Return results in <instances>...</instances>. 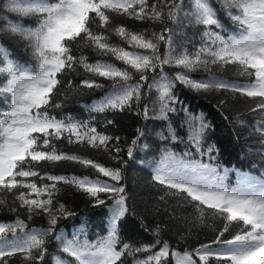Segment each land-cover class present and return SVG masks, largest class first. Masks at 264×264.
Wrapping results in <instances>:
<instances>
[{
  "label": "snow or ice",
  "instance_id": "6c2138e0",
  "mask_svg": "<svg viewBox=\"0 0 264 264\" xmlns=\"http://www.w3.org/2000/svg\"><path fill=\"white\" fill-rule=\"evenodd\" d=\"M85 48L127 67L90 63ZM81 69L89 75L77 81ZM233 69L246 80L215 74ZM177 81L198 94L261 98L248 108L258 117L250 126L229 120L235 162L222 159L215 125L189 110ZM84 88L107 89L84 106L89 120L52 115ZM127 113L131 135L108 134ZM64 133L111 165L58 150ZM44 160L91 165L100 177L41 175L35 162ZM58 182L81 190L97 219L81 216L69 233L63 221L77 213L60 202ZM0 193V206L46 221L0 222V264L16 254L21 264H264V0H0Z\"/></svg>",
  "mask_w": 264,
  "mask_h": 264
},
{
  "label": "trees",
  "instance_id": "16d2710c",
  "mask_svg": "<svg viewBox=\"0 0 264 264\" xmlns=\"http://www.w3.org/2000/svg\"><path fill=\"white\" fill-rule=\"evenodd\" d=\"M124 26L130 30H139V26L142 24L141 21H132L131 18L124 17ZM109 40L112 43L119 44L120 47L124 48L126 51H141L140 49L134 48L132 45H129L122 38L117 37L115 34L109 36ZM84 55L88 59V62L94 63L97 60L108 61L111 63H115L117 67H127L124 65L122 61L116 60L114 56L111 54L98 56L96 52L91 49L85 48L82 49ZM231 68L232 66H228ZM167 69V66H165ZM217 76L223 77L225 80L230 82H244L246 80L245 77L239 76L236 74L235 70L232 71H224V72H216ZM89 75L84 73L81 69V76L76 77V80L83 78L84 76ZM195 78L199 79L201 77H206L207 73H193ZM97 80L107 85L109 81L105 80L102 77H96ZM107 89H87L84 88L82 91L78 93H72L69 95L67 100H64L61 97V101H63V105L61 109L51 110L52 115H55L57 118L63 114L64 116L71 115L77 120H89V113L85 110V105H90L94 100H98L103 93ZM176 93L180 97V99L184 102L185 105L189 107V110L194 113L203 112L208 118L213 122L216 127V133L214 139L218 141V145L222 151V159L225 162L233 161L235 162V151L233 149L231 143V128L229 126V120L233 117H236L240 120L246 122V125H251L254 120L258 119L257 116H254L252 113L248 111V108L254 107V101L261 99L260 97H247L241 96L240 93H233L230 90H213L208 93H196L191 91L188 88L183 87L176 82ZM224 100V106L219 105V101ZM221 111H223V116H221ZM97 118L93 121V124L97 126V131H104V127H101V122L103 120L102 114H93ZM109 118H113L112 114H108ZM228 117V119H225ZM115 119L118 121L116 125L106 126L108 128V134H119L123 139L126 135H131L135 128V117L132 116L131 113L124 114L123 116H116ZM237 130H240L241 126L236 125ZM39 135V134H34ZM68 133H64L58 140L55 141L58 150H63L64 152H75L78 155L86 156L89 159L96 161L97 163H101L104 166H110L111 161L109 160L106 153L98 152L96 149H92L87 144H82L81 142L69 143L65 137ZM75 140V137H73ZM37 169L41 170V175L43 172H47L48 174L53 175H67V176H77L83 177L88 176L89 178L100 177V174L91 167V165H82L77 161H39L35 162ZM102 178V177H101ZM34 182L37 183L38 187L40 184L39 177L30 178ZM106 179V178H104ZM45 183L48 181L45 179ZM229 183H235V175L232 174L227 181ZM57 186L61 189L58 193V198L60 202L66 203L67 207H69L72 211L76 212L77 215L75 219L69 217L67 220L63 221V224L68 227L69 233L71 232V225L73 223L79 224L81 216H86L92 220H96V212L89 208L87 205V201L84 198L83 192L81 190H77L76 187L72 185H65L63 182H58ZM155 193L154 189L144 188L141 190V194L150 197ZM2 193H0V197H2ZM11 196V194H8ZM33 195H35L33 193ZM161 212H164V208H161ZM169 215L173 214L169 209ZM17 216L21 219H25L28 227H40L46 226V221H44L40 217H34L32 221H27L26 216L23 215L22 210L17 213L11 212L7 207L0 206V222H12ZM207 235H211V233H207ZM93 239L95 237H92ZM195 234L193 235V239H195ZM205 235L201 234L200 239H204ZM142 243L151 242V238L147 237L145 234V238L141 241ZM177 251H182V246H176ZM142 255V254H140ZM19 254L9 258V264H21V260L18 258ZM171 259V257H169Z\"/></svg>",
  "mask_w": 264,
  "mask_h": 264
}]
</instances>
